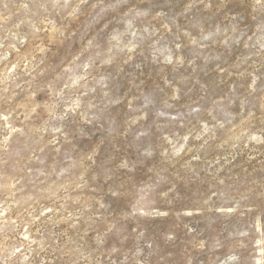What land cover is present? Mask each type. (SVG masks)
Wrapping results in <instances>:
<instances>
[{"label": "rangeland", "instance_id": "obj_1", "mask_svg": "<svg viewBox=\"0 0 264 264\" xmlns=\"http://www.w3.org/2000/svg\"><path fill=\"white\" fill-rule=\"evenodd\" d=\"M0 264H264V0H0Z\"/></svg>", "mask_w": 264, "mask_h": 264}]
</instances>
